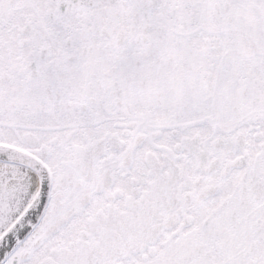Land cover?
<instances>
[{
    "label": "snow or ice",
    "instance_id": "obj_1",
    "mask_svg": "<svg viewBox=\"0 0 264 264\" xmlns=\"http://www.w3.org/2000/svg\"><path fill=\"white\" fill-rule=\"evenodd\" d=\"M0 264H264V0H0Z\"/></svg>",
    "mask_w": 264,
    "mask_h": 264
}]
</instances>
